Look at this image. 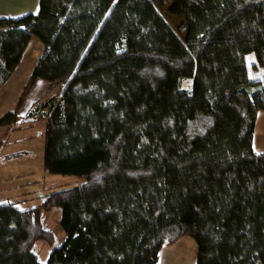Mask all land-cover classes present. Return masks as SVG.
<instances>
[{
    "label": "trees",
    "instance_id": "16d2710c",
    "mask_svg": "<svg viewBox=\"0 0 264 264\" xmlns=\"http://www.w3.org/2000/svg\"><path fill=\"white\" fill-rule=\"evenodd\" d=\"M33 36L45 51L0 127L46 121V173L83 184L0 204V264H43L53 209L66 239L46 264H159L184 237L197 264H264V79L246 59L264 68V0H40L0 18V88ZM40 80L58 91L22 116Z\"/></svg>",
    "mask_w": 264,
    "mask_h": 264
},
{
    "label": "rangeland",
    "instance_id": "374dc122",
    "mask_svg": "<svg viewBox=\"0 0 264 264\" xmlns=\"http://www.w3.org/2000/svg\"><path fill=\"white\" fill-rule=\"evenodd\" d=\"M6 8L14 12L17 17L25 16L29 13H36L39 10L40 0H4ZM5 5H4V9ZM171 5H166L159 10L161 16L174 29L179 32L184 20L170 11ZM184 40L185 35L181 34ZM247 65L252 79H264V68L257 66V62L252 55L247 56ZM192 81H185L184 88L191 89ZM43 90L36 89L32 94L33 98L41 95ZM29 99L21 110L24 116L29 109ZM260 115L255 139L260 136L261 148L256 151L264 152V121ZM46 122H37L31 127H24L12 132L8 141L4 142L8 153H20L11 156L4 166H8L7 182L0 183V204L9 202L20 203L22 209H32L40 206L45 197L51 193L63 190L79 188L83 180L75 176L49 175L44 169V148H45ZM7 143V144H6ZM25 152V153H24ZM27 152V153H26ZM9 164V165H8ZM6 173V172H5ZM61 210L55 209L47 214L48 228L55 235V244L50 246L44 242H38L35 253L43 263H47L52 251L59 248L66 234L60 225ZM197 245L189 237H184L172 246H166L160 253L159 264H197Z\"/></svg>",
    "mask_w": 264,
    "mask_h": 264
},
{
    "label": "crops",
    "instance_id": "0c3cea01",
    "mask_svg": "<svg viewBox=\"0 0 264 264\" xmlns=\"http://www.w3.org/2000/svg\"><path fill=\"white\" fill-rule=\"evenodd\" d=\"M4 5L6 8V3L4 2V0H0V18H13V19L21 18V17H17L14 12L9 11L8 6L6 9H4ZM37 13L38 12H36V13L34 12L33 14H37ZM44 51H45V46L42 44V42L37 37L33 36L31 38V41L29 42L27 49L25 50V52L22 55V58H21V61L18 65V67L15 69V71L13 72L11 77L7 80V82L0 88V121L7 114L14 113L16 111V109L18 108L21 97H22V95H23V93H24V91L28 85V82H29V80H30V78L34 72V69H35L39 59L43 55ZM251 78H253V77L251 76ZM38 88H41L43 90V92L41 93V95L39 97L33 98L32 94ZM57 91H58V89L53 88V86L50 83L42 81V80L38 81L36 83L35 87L32 89V91H30V93L28 94V99L30 102H29V109L27 110V112L30 110L32 104L49 98L53 94L57 93ZM23 106H24V104H23ZM23 106H22V108H23ZM22 108H21V110H22ZM21 110H20V112H21ZM261 114H263L261 118L264 121V111H262L258 114L256 128H257L258 120H259V117ZM40 122H46V121H40ZM22 128H24V127H22ZM256 128H255V133H254L253 147H254V151L256 153L260 154V153H264V152L256 151V148L257 149L261 148L260 147L261 146L260 136H258V138L255 139ZM15 131H17V130H12L10 127H0V183L7 182V178H9V173H7V171L5 170L8 167V166H4V164H6L5 162H7L11 156L23 154L22 152H20V153H14V154L10 155V153H8L6 145H4V142L8 141L12 132H15ZM8 162H12V161L10 160ZM1 189H3V187H0V190ZM53 210H55V209H53ZM47 223H48V221H47ZM194 244H195V242H194ZM43 264H46V263H43Z\"/></svg>",
    "mask_w": 264,
    "mask_h": 264
}]
</instances>
